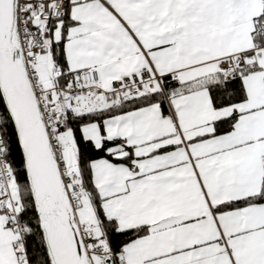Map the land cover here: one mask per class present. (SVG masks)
Instances as JSON below:
<instances>
[{
	"label": "snow or ice",
	"instance_id": "1",
	"mask_svg": "<svg viewBox=\"0 0 264 264\" xmlns=\"http://www.w3.org/2000/svg\"><path fill=\"white\" fill-rule=\"evenodd\" d=\"M0 264H264V0H0Z\"/></svg>",
	"mask_w": 264,
	"mask_h": 264
}]
</instances>
